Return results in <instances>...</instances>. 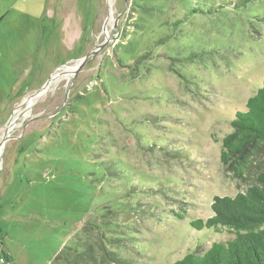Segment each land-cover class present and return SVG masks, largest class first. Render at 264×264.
I'll use <instances>...</instances> for the list:
<instances>
[{"label":"rangeland","instance_id":"obj_1","mask_svg":"<svg viewBox=\"0 0 264 264\" xmlns=\"http://www.w3.org/2000/svg\"><path fill=\"white\" fill-rule=\"evenodd\" d=\"M263 80L264 0H0V264L229 239L189 223L249 186L220 155Z\"/></svg>","mask_w":264,"mask_h":264},{"label":"trees","instance_id":"obj_2","mask_svg":"<svg viewBox=\"0 0 264 264\" xmlns=\"http://www.w3.org/2000/svg\"><path fill=\"white\" fill-rule=\"evenodd\" d=\"M245 108L235 112L232 132L222 140L220 162L225 172L250 184L232 198L213 197L212 216L189 223L196 231H226L231 237L213 242L203 252L188 253L174 264H264V80ZM77 255V249L63 247L53 264L63 257L77 260Z\"/></svg>","mask_w":264,"mask_h":264},{"label":"water","instance_id":"obj_3","mask_svg":"<svg viewBox=\"0 0 264 264\" xmlns=\"http://www.w3.org/2000/svg\"><path fill=\"white\" fill-rule=\"evenodd\" d=\"M88 57H89V56L84 57V58L80 61V63L77 65V67H76V69H75L76 73H77V72L83 67V65L85 64V62H86V60H87Z\"/></svg>","mask_w":264,"mask_h":264},{"label":"bare ground","instance_id":"obj_4","mask_svg":"<svg viewBox=\"0 0 264 264\" xmlns=\"http://www.w3.org/2000/svg\"><path fill=\"white\" fill-rule=\"evenodd\" d=\"M72 71H73V69H71L68 73H66L65 76H66V77L69 76V74H70ZM55 77H56V76H55ZM55 77H53V79H54ZM61 81H62V80H61ZM27 102H29V100H28ZM31 102H32V101H31Z\"/></svg>","mask_w":264,"mask_h":264}]
</instances>
